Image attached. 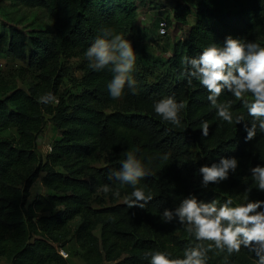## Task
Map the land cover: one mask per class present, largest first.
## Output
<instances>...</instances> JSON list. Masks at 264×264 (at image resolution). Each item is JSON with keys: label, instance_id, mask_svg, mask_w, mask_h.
<instances>
[{"label": "trees", "instance_id": "trees-1", "mask_svg": "<svg viewBox=\"0 0 264 264\" xmlns=\"http://www.w3.org/2000/svg\"><path fill=\"white\" fill-rule=\"evenodd\" d=\"M18 1L43 6L55 23L28 31L0 26V55L23 60L34 71L27 90L0 72V133L16 130L15 136H0V257L9 264H70L69 255L65 258L59 249H65L62 241L70 223L80 218L73 237L90 264H148L145 254L156 251L181 259L184 250L198 242L177 217L161 219L165 208L174 209L190 194L215 200L218 206L227 199L233 206L264 200L249 171L264 165V133L246 141L243 123L221 120L207 99L208 91L187 77L181 63L214 43L222 45L228 35L264 47V0H198L193 13L189 4L179 2L174 21L187 30L172 43L170 56L152 62L163 65V72L150 82L135 64L136 94L126 86L118 99L108 93L112 73L107 69H87L80 93L62 90V59L85 57L105 28L130 40L139 30L134 0ZM164 19L170 23V17ZM48 93L55 101L40 103ZM170 96L185 104L179 128L154 111L155 102ZM252 99L251 94L237 99L222 91L218 103L230 101L233 117L243 115L250 121L244 100ZM48 121L61 135L43 158L38 139ZM205 122L207 137L201 130ZM129 151L151 172L138 185L153 197L144 208H128L123 201L133 188L110 175L120 169ZM165 153L168 160L161 159ZM220 157L237 158L236 173L202 187L198 169ZM39 179L51 193L30 200ZM104 185L120 195L105 194ZM98 228L100 236L95 234ZM200 243L207 247L213 242ZM207 264H256V258L243 246L231 255L213 247Z\"/></svg>", "mask_w": 264, "mask_h": 264}, {"label": "clouds", "instance_id": "clouds-1", "mask_svg": "<svg viewBox=\"0 0 264 264\" xmlns=\"http://www.w3.org/2000/svg\"><path fill=\"white\" fill-rule=\"evenodd\" d=\"M84 55L94 71L107 69L112 73V79L107 84L112 99L120 98L126 86H131V92L136 94V81L132 73L137 53L129 39L105 28ZM181 63L186 69L187 77L195 78L208 91L207 99L221 120L228 124L243 123L247 133L246 141L253 140L257 132L264 133V47L257 42H245L228 35L222 45L214 43L205 47L196 57L185 56ZM188 83L191 85L192 79H188ZM222 91L231 93L237 99L251 94V101L244 100L250 121H245L243 115L234 118L230 111V101L218 103ZM54 101L51 93L39 98V102L43 104ZM184 108L183 102H177L171 96L154 103L155 113L178 128L181 127L180 113ZM201 130L202 136L207 137L209 125L203 123ZM161 159L168 160L169 154L165 153ZM238 164L235 157H220L218 162H213L210 166H201L198 172L202 177V187L208 188L210 184L227 180L230 174L236 173ZM249 171L256 188L264 192V165L257 164ZM150 174V170L133 151L126 153L118 171L110 173L120 185L133 188L123 201L128 208H144L152 200L150 193L146 194L138 187L140 181ZM103 192H111L114 197L120 195L118 190H113L108 185L103 186ZM160 215L164 221L177 217L179 223L186 227L187 232L198 243L186 248L181 259L172 260L167 252H148L145 254L148 264H207V254L213 247L231 255L239 253L242 246L254 254L256 264H264V200H248L233 206V200L227 199L218 206L215 200L204 201L190 194L174 209L165 208ZM203 241L213 243L205 247L200 243Z\"/></svg>", "mask_w": 264, "mask_h": 264}, {"label": "rangeland", "instance_id": "rangeland-1", "mask_svg": "<svg viewBox=\"0 0 264 264\" xmlns=\"http://www.w3.org/2000/svg\"><path fill=\"white\" fill-rule=\"evenodd\" d=\"M191 5V12L198 0H134L138 6V32L130 35V40L137 53L136 68L148 81H155L163 72L164 66L158 63L156 67L152 62L156 59L164 61L170 56L172 43L186 34L187 27L178 25L174 21L175 7L179 2ZM170 17L168 36L159 34L160 20ZM193 21V17H190ZM55 20L41 5L28 4L18 0H0V26H15L24 31L33 28L44 29L53 26ZM62 66L65 72V80L62 90L70 93H80L83 88L81 78L89 69V62L85 57L63 58ZM160 66V67H159ZM0 72L17 87L28 89L33 79L34 71L28 68L23 60L17 59L7 53L0 55ZM16 135L14 128L0 133L1 137ZM61 130L52 121H48L43 133L38 139V153L43 158L51 151L54 141L60 137ZM101 164V163H98ZM51 190L39 179L31 189V199L38 195H47ZM80 223L76 218L70 223V230L62 241L65 250L69 254L70 264H90L85 258V251L76 243L73 233ZM100 236V228L95 231ZM59 245V244H56ZM1 264H9L5 258L0 257ZM106 264V263H105Z\"/></svg>", "mask_w": 264, "mask_h": 264}, {"label": "built area", "instance_id": "built-area-1", "mask_svg": "<svg viewBox=\"0 0 264 264\" xmlns=\"http://www.w3.org/2000/svg\"><path fill=\"white\" fill-rule=\"evenodd\" d=\"M168 31H169V22H168V20L167 19H162L159 22V34L162 35V36L167 35ZM59 252L65 258H67L68 255H69L68 252L64 248H60Z\"/></svg>", "mask_w": 264, "mask_h": 264}, {"label": "crops", "instance_id": "crops-1", "mask_svg": "<svg viewBox=\"0 0 264 264\" xmlns=\"http://www.w3.org/2000/svg\"><path fill=\"white\" fill-rule=\"evenodd\" d=\"M188 4V3H187ZM196 6V5H195ZM190 7H191V5H190ZM194 9H195V7H194Z\"/></svg>", "mask_w": 264, "mask_h": 264}]
</instances>
